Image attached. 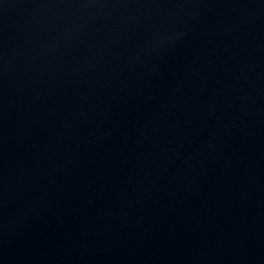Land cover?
Instances as JSON below:
<instances>
[{"label": "water", "instance_id": "water-1", "mask_svg": "<svg viewBox=\"0 0 264 264\" xmlns=\"http://www.w3.org/2000/svg\"><path fill=\"white\" fill-rule=\"evenodd\" d=\"M0 264H264V0H0Z\"/></svg>", "mask_w": 264, "mask_h": 264}]
</instances>
